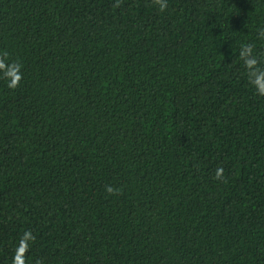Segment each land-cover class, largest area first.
<instances>
[{"label":"trees","instance_id":"16d2710c","mask_svg":"<svg viewBox=\"0 0 264 264\" xmlns=\"http://www.w3.org/2000/svg\"><path fill=\"white\" fill-rule=\"evenodd\" d=\"M116 2L0 0V264H264V0Z\"/></svg>","mask_w":264,"mask_h":264},{"label":"clouds","instance_id":"9594fccd","mask_svg":"<svg viewBox=\"0 0 264 264\" xmlns=\"http://www.w3.org/2000/svg\"><path fill=\"white\" fill-rule=\"evenodd\" d=\"M160 11H165L168 7L167 0H153ZM120 6L119 0L113 5L114 8ZM261 38H264V29L259 32ZM254 46L244 44L240 49V57L247 69L249 84L255 89L256 93L264 96V68L260 67L261 59L253 54ZM22 64L18 61H9V53L5 50L0 52V79L7 82L9 89H16L23 79ZM224 168L222 166L215 170V179L222 180ZM105 191L110 195L118 194L121 189L108 185ZM36 240V236L31 230H26L20 236L13 250L12 264H27L26 256L30 245Z\"/></svg>","mask_w":264,"mask_h":264}]
</instances>
